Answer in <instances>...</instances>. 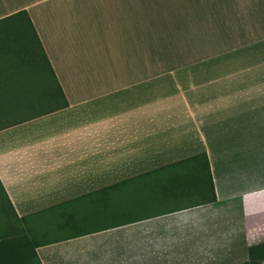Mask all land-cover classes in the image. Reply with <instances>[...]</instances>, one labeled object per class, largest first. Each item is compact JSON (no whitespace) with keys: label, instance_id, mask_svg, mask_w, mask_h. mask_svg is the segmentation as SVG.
Masks as SVG:
<instances>
[{"label":"crops","instance_id":"0c3cea01","mask_svg":"<svg viewBox=\"0 0 264 264\" xmlns=\"http://www.w3.org/2000/svg\"><path fill=\"white\" fill-rule=\"evenodd\" d=\"M235 5L0 0V182L62 231L43 264H240L264 240V0L240 64Z\"/></svg>","mask_w":264,"mask_h":264},{"label":"trees","instance_id":"16d2710c","mask_svg":"<svg viewBox=\"0 0 264 264\" xmlns=\"http://www.w3.org/2000/svg\"><path fill=\"white\" fill-rule=\"evenodd\" d=\"M22 13L25 14V16L29 19V16L25 10L19 11L11 16H19ZM30 25L32 27L31 21ZM44 69H47V71L53 75L57 86L59 87V83L57 82L55 74L52 70L53 68L47 57H45ZM47 95L55 98L56 103L53 106L54 109L68 105V100L61 88L59 92L57 90L54 91L52 88H48ZM201 155L206 158L207 173L210 183L213 187L212 174L207 154L202 153ZM0 186L8 203L7 209L6 207L4 208L2 205H0L1 208H3L8 220L5 228L0 231V264H43L37 253L36 248L39 244V239L36 238L34 230L32 228H27L22 224H16L11 221V218L13 217L16 221L25 223V221H27V216H20L16 212L1 182ZM213 198H215V194L213 195ZM262 259H264V240L250 245L249 259L240 264H260Z\"/></svg>","mask_w":264,"mask_h":264},{"label":"rangeland","instance_id":"374dc122","mask_svg":"<svg viewBox=\"0 0 264 264\" xmlns=\"http://www.w3.org/2000/svg\"><path fill=\"white\" fill-rule=\"evenodd\" d=\"M236 1V17H237V26H236V36H235V41H233L232 48L237 49L238 54H239V64L244 63V52L246 48V42H247V26H246V19L249 17V13H251V10H249L252 7V4L257 6L260 5L261 0H235ZM258 2V3H257ZM258 11V10H257ZM260 13V11H259ZM251 16V14H250ZM258 28L254 26V29ZM207 43L201 44V52H206L208 50H211V48L215 47V49H225L229 48V44L226 45L223 42L217 43L212 40H209V38L206 39ZM50 78L49 76H46V83L49 85ZM46 104H48V101H46ZM43 106H38V107H31L29 110L21 108L19 113H17V116H23L29 111H34L42 108ZM264 196V192L260 193L259 195H255V199L261 198ZM7 200L5 198V195L3 193V190L0 186V205H2L4 208L6 207L7 209ZM263 209H264V204H263ZM11 221L16 223V224H22L27 228H32L35 232L36 238L40 239L43 237H51L59 234L58 228H56L54 225L52 226H47L45 225L43 228L39 224L40 221L37 219H31L25 221V223H20L16 221L13 217L11 218ZM8 220L6 217V214L0 206V231H2Z\"/></svg>","mask_w":264,"mask_h":264}]
</instances>
